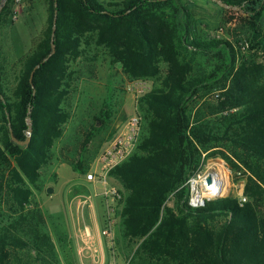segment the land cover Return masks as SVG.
Wrapping results in <instances>:
<instances>
[{"label": "trees", "instance_id": "16d2710c", "mask_svg": "<svg viewBox=\"0 0 264 264\" xmlns=\"http://www.w3.org/2000/svg\"><path fill=\"white\" fill-rule=\"evenodd\" d=\"M45 2L48 26L21 61L13 99L4 93L0 62V208L7 207L0 264H61L43 213L29 209V184H38L71 118L72 64L91 49L106 51L130 80L153 82L138 102L144 120L138 147L110 174L124 194L121 237L137 246L131 264H264V0H220L235 7L222 9L238 15L225 19L238 21L245 34L237 44L204 39L182 0ZM246 46L249 54L240 58ZM8 116L19 141L27 140L31 119L28 145L13 141ZM211 152L246 176L245 204L229 196L200 209L188 205L185 184ZM75 169L86 174L81 165ZM171 196L175 208L167 206Z\"/></svg>", "mask_w": 264, "mask_h": 264}, {"label": "rangeland", "instance_id": "374dc122", "mask_svg": "<svg viewBox=\"0 0 264 264\" xmlns=\"http://www.w3.org/2000/svg\"><path fill=\"white\" fill-rule=\"evenodd\" d=\"M121 1L123 0H102L106 5ZM182 2L193 10L199 25V33L204 39H224L235 44L237 41L240 43L245 41V34L240 31L239 22L225 21L238 15L228 13L223 7L207 0H182ZM7 3L8 0L5 6ZM9 6L10 18L0 27V62L6 67L3 77L4 93L6 97L13 99L22 68L21 61L36 49L43 38L48 26L49 10L45 0H23L20 3L13 0ZM246 49L240 53V58L249 54ZM71 69L74 75L72 92L67 103L71 118L64 126L63 136L55 144L51 162L41 171L38 184L36 186L29 184L34 193L29 209H39L43 213L46 230L52 237L61 264H73L71 262L73 253L69 251L67 245L70 231L74 226L70 189L78 187L84 190L93 197L92 203L96 205L99 214L106 215V204L104 198L100 196L101 184L87 182L86 177L95 170L97 158L123 130L131 116L139 114L144 121L138 110V102L144 95L137 99L135 94L128 90L130 83L135 80H130L119 70L106 51L91 49L82 59L73 63ZM148 86L152 89L153 82L148 81ZM2 127L0 111V137L4 134ZM213 153L203 155L198 170L209 167L217 160L228 162L220 154ZM79 165L83 166L85 175L77 173L75 167ZM109 182L118 188L122 187L111 176ZM245 184L246 176L238 170L232 177L229 196L238 198V193L244 192ZM49 188L54 189L52 195L47 192ZM167 206L176 207V199L173 196L169 198ZM1 208L0 222H2L1 212L7 210L5 205ZM120 210L121 206L116 211L112 242L105 239L111 264H131L137 246L130 245L121 237V221L118 213Z\"/></svg>", "mask_w": 264, "mask_h": 264}, {"label": "built area", "instance_id": "2783aa9c", "mask_svg": "<svg viewBox=\"0 0 264 264\" xmlns=\"http://www.w3.org/2000/svg\"><path fill=\"white\" fill-rule=\"evenodd\" d=\"M22 1L17 0L19 3ZM128 90L135 94L138 99L152 89L148 86L147 80H135L130 83ZM234 111L232 110V112ZM142 124V117L139 114L131 116L123 130L116 135L97 158L95 170L86 177L88 182L101 184L102 193L100 196L104 198L106 204L102 235L111 242L116 222V211L124 200V194L120 188L110 184V174L134 154L141 136ZM235 174L237 171L224 160H217L207 168L202 167L185 184L189 190L188 205L193 209H200L211 201L229 197L232 177ZM228 182L229 188L227 187ZM238 198L241 205L247 202L243 193H238Z\"/></svg>", "mask_w": 264, "mask_h": 264}, {"label": "crops", "instance_id": "0c3cea01", "mask_svg": "<svg viewBox=\"0 0 264 264\" xmlns=\"http://www.w3.org/2000/svg\"><path fill=\"white\" fill-rule=\"evenodd\" d=\"M69 196L74 221L67 243L73 253L72 260L69 259L73 264H111L107 241L102 235L105 213L99 214L93 197L78 187L70 189Z\"/></svg>", "mask_w": 264, "mask_h": 264}, {"label": "water", "instance_id": "95a60500", "mask_svg": "<svg viewBox=\"0 0 264 264\" xmlns=\"http://www.w3.org/2000/svg\"><path fill=\"white\" fill-rule=\"evenodd\" d=\"M211 1H215L216 3L221 4V6H222L223 8H226V9H227V8H229V9H235V7H233V6H229V5H227V4H223V3H221L220 0H211ZM6 2H7V0H1V2H0V15H1V12H2V10H3V8H4L5 4H6ZM56 23H57V15L55 16V19H54V27H53V33H52V47H53V53H55V41H54V38H55V33H56ZM50 57H51V55H50L48 58H46V59L44 60V62H47V61L49 60ZM44 62H43V63H44ZM40 67H41V64L37 65V66L35 67V69L33 70L32 74H31V77H30V83H31L32 85L34 84L35 72H36ZM33 87H34V86H33ZM1 97L3 98L2 95H1ZM29 112H30V111H29ZM8 118H9V116H8ZM27 124H28L27 140H26V141H19V140L15 137V135H14V133H13V129L11 128V122H10V118H9V127H10L11 137H12L13 141H15L16 143H18V144L21 145V146H25V145H28V144H29V142H30V140H31L32 133H33V124H32V122H31V119H30V118L27 119ZM47 192H48V194L52 195V194L54 193V189H53V188H49Z\"/></svg>", "mask_w": 264, "mask_h": 264}, {"label": "bare ground", "instance_id": "6f19581e", "mask_svg": "<svg viewBox=\"0 0 264 264\" xmlns=\"http://www.w3.org/2000/svg\"><path fill=\"white\" fill-rule=\"evenodd\" d=\"M225 178H226V176H225ZM227 187L229 188V182L227 183ZM226 191V190H225Z\"/></svg>", "mask_w": 264, "mask_h": 264}]
</instances>
